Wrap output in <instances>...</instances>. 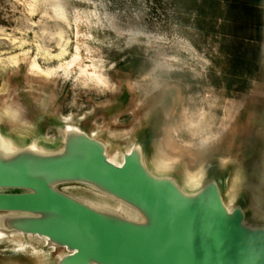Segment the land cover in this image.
Segmentation results:
<instances>
[{
    "label": "rangeland",
    "instance_id": "obj_1",
    "mask_svg": "<svg viewBox=\"0 0 264 264\" xmlns=\"http://www.w3.org/2000/svg\"><path fill=\"white\" fill-rule=\"evenodd\" d=\"M258 9L261 39L243 40L257 27L220 19L217 32L201 33L181 23L173 0H0V131L15 147L56 149L65 122L76 124L118 163L141 144L154 173L188 191L217 176L228 206L264 225V0ZM232 54L249 58L243 73H231ZM200 169L192 188L187 175ZM62 188L120 206L84 184ZM23 236L48 254L0 243V264H57L68 252Z\"/></svg>",
    "mask_w": 264,
    "mask_h": 264
},
{
    "label": "water",
    "instance_id": "obj_2",
    "mask_svg": "<svg viewBox=\"0 0 264 264\" xmlns=\"http://www.w3.org/2000/svg\"><path fill=\"white\" fill-rule=\"evenodd\" d=\"M5 142L12 150L0 146V230L40 235L67 249L57 264H264V225L248 224L243 205L228 206L217 176L188 191L151 171L141 144L118 163L106 142L68 122L56 149L32 141L15 147L0 131ZM71 183L120 206L62 188Z\"/></svg>",
    "mask_w": 264,
    "mask_h": 264
},
{
    "label": "trees",
    "instance_id": "obj_3",
    "mask_svg": "<svg viewBox=\"0 0 264 264\" xmlns=\"http://www.w3.org/2000/svg\"><path fill=\"white\" fill-rule=\"evenodd\" d=\"M223 1L173 0L176 11L183 15L181 23L185 26L191 25L201 33L217 32V23L220 19H224L233 25H245L247 28L256 26V37L252 34L248 35V32L241 36L237 33H233V35L240 36L243 40H260L261 12L258 8L262 0H226L228 1L226 9L223 7ZM231 59L234 61L231 73L234 75L243 73L240 68L249 61V58L246 55L232 54Z\"/></svg>",
    "mask_w": 264,
    "mask_h": 264
},
{
    "label": "bare ground",
    "instance_id": "obj_4",
    "mask_svg": "<svg viewBox=\"0 0 264 264\" xmlns=\"http://www.w3.org/2000/svg\"><path fill=\"white\" fill-rule=\"evenodd\" d=\"M74 128V127H70ZM32 140V139H30ZM4 152H10L12 147L8 143H3L0 145ZM205 170L200 169L195 173H188L187 175V182L189 183L190 187L196 188L198 187L204 177ZM227 178L226 175H223V179ZM30 236L38 237V239H42L45 241V237L40 235L30 234ZM0 243H4L6 245L2 251H8L13 254H20V255H30V256H40L48 254V250L44 246L37 245L30 238H26L23 236L21 232H12L8 234L0 230Z\"/></svg>",
    "mask_w": 264,
    "mask_h": 264
}]
</instances>
